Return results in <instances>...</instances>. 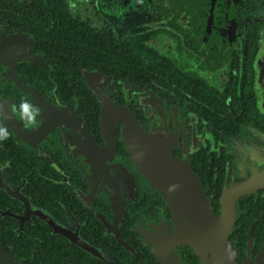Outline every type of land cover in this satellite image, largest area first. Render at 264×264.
<instances>
[{
	"label": "flooded vegetation",
	"instance_id": "af4514ba",
	"mask_svg": "<svg viewBox=\"0 0 264 264\" xmlns=\"http://www.w3.org/2000/svg\"><path fill=\"white\" fill-rule=\"evenodd\" d=\"M0 122V264H264V0H0Z\"/></svg>",
	"mask_w": 264,
	"mask_h": 264
},
{
	"label": "clouds",
	"instance_id": "9594fccd",
	"mask_svg": "<svg viewBox=\"0 0 264 264\" xmlns=\"http://www.w3.org/2000/svg\"><path fill=\"white\" fill-rule=\"evenodd\" d=\"M11 111L17 114L26 128H37L43 117L41 109L38 105L33 104L27 97H22L18 106L13 105ZM39 118V119H38ZM10 132L6 124L0 122V142L8 140Z\"/></svg>",
	"mask_w": 264,
	"mask_h": 264
},
{
	"label": "water",
	"instance_id": "95a60500",
	"mask_svg": "<svg viewBox=\"0 0 264 264\" xmlns=\"http://www.w3.org/2000/svg\"><path fill=\"white\" fill-rule=\"evenodd\" d=\"M185 177L186 178L183 181L185 183H183V185L186 186V188L189 189V190L191 188H189L188 185L193 187V193L196 192L195 198H193L191 196V198L189 197V199H191L192 201H196L197 204L199 203L200 208L198 207V210H199L198 213L202 217H207L208 216V214H207L208 213L207 206H206L205 202L203 200H201L200 198H198V196H197L198 193H199V190H200L199 189V184H196V182L194 181V178L189 173L187 175H185ZM160 185H161V187H163L164 184H160ZM179 187H182V183H179L178 186L176 187L177 191L178 192L185 191L184 187H182L183 189L179 188ZM172 199L176 203V206H177V210L175 212V216H176L177 221H178V218L182 217L184 215V213L182 211V206L179 203L181 201L182 197L181 198L172 197ZM199 200H201V202ZM200 234L202 235V234H204V232L200 231ZM177 236L182 238L180 240L187 241V242H190L189 239L192 238V236L189 233H185L184 231L180 232V233H177Z\"/></svg>",
	"mask_w": 264,
	"mask_h": 264
}]
</instances>
